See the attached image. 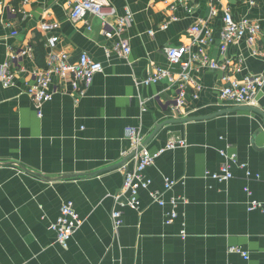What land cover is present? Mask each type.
<instances>
[{"label":"crops","instance_id":"0c3cea01","mask_svg":"<svg viewBox=\"0 0 264 264\" xmlns=\"http://www.w3.org/2000/svg\"><path fill=\"white\" fill-rule=\"evenodd\" d=\"M69 1L30 0L27 16L17 19L0 8V68L15 51L30 45L34 49L36 37L45 44L39 29L44 21L60 23L57 51H67L72 62L87 52L104 65L81 97L55 77L53 85L60 90L41 108L27 93L33 71L44 67L35 53L34 58L24 55L13 62L18 70L13 87L0 83V162H18L51 177L82 174L48 181L17 165H0V264H264V212L248 209L252 199L264 201V120L258 114L239 111L167 125L147 142L150 152L157 153L170 141H187L185 147L163 152L145 171L151 190L163 191L165 178L176 180L164 196L181 202L179 217L169 225L165 218L170 206L154 203L145 189L139 192V210L121 208L122 225L115 231L112 212L124 169L87 175L131 152L128 128L140 130L146 142L165 120L234 107L220 100V71H192L202 90L198 98L190 90V102L180 114L172 111L175 85L167 79L149 85L141 80L154 64L180 70L164 48L188 44L189 29L201 19L214 30L212 57L242 61L241 70L234 72L239 79L264 74V57L253 55L245 41L231 44L224 53L219 48L225 8L236 19L258 21L264 30V0H111L119 15L126 8L134 14L123 34L132 49L128 57L112 51L119 37L104 35L100 17L72 21ZM9 20L12 27L6 25ZM14 30L18 34L12 36ZM256 106L264 111V88ZM223 149L237 153L252 175L235 165L234 177L227 182L206 178L207 170L218 171L224 162ZM129 166L134 168L135 160ZM67 201L74 202L83 224L62 247L50 225ZM183 223L185 238L180 234ZM233 247L247 251L249 258L230 251Z\"/></svg>","mask_w":264,"mask_h":264},{"label":"built area","instance_id":"2783aa9c","mask_svg":"<svg viewBox=\"0 0 264 264\" xmlns=\"http://www.w3.org/2000/svg\"><path fill=\"white\" fill-rule=\"evenodd\" d=\"M15 2L16 0H0V8L6 9L11 18L26 17L28 13L25 6L30 0H19L18 5ZM69 3L72 21H79L90 16L100 17L103 21L104 35L107 38L119 37L112 51L124 57L129 56L132 49L129 41L123 37L125 30L134 20V14L129 8H126L124 15H119L111 0H70ZM214 13L215 9L212 8L211 15ZM171 19L175 20L176 18L173 16ZM6 25L12 27V22L10 20L6 21ZM59 27L60 23L56 21H44L39 26L40 32L45 35L46 65L36 67L33 71L34 82L30 84L27 90L37 108H41L44 103L51 101L55 93L60 90L53 85L55 77L60 78L62 82L69 83L72 89L81 97L92 84L96 74L104 70L103 63L94 60L87 52L81 53L79 58L72 62L67 51H57L60 36L55 32ZM167 27L168 23H165L163 28ZM17 34V30L11 33L12 36ZM189 35L190 42L188 44L169 45L164 48L169 61L172 64H178L180 70L174 72L154 64L148 76L142 79L141 83L149 85L167 79L172 85H175L177 93L172 104V111L180 114L182 109L188 106L190 102L188 99L190 90H192L191 96L193 98H198L202 90L201 83L192 71L198 67H206L222 73L221 80L223 83L219 90L221 101L233 106H256L259 95L264 88V74L254 73L239 79L234 75V72L241 70L242 61L232 57H224L221 60L212 57L209 48L215 42V37L214 30L209 26L208 20L201 19L197 24L191 26ZM241 41H245L251 47L253 55L264 57V30L261 24L249 17L236 19L230 8L227 7L223 13V29L219 48L224 53L231 44ZM24 55L34 58V49L31 45L15 51L1 66L0 83L4 88H11L15 85L18 70L13 67V62L21 59ZM127 136L131 143V151L143 146L145 137L140 130L128 128ZM178 146H187V141H170L164 149L157 153H151L146 146H143L133 159L135 160L134 168H130L129 165L123 167L124 183L122 189L115 196L117 207L112 212L115 231L122 225L121 208L129 207L139 210L141 208L139 192L145 189L149 191L154 203L162 208L167 205L170 206L165 218L166 224L169 225L177 220L180 199L172 197L167 201L164 197L166 192L172 190L176 180L165 178L163 191L151 190L152 181L146 177L145 171L155 163L163 152ZM220 153L224 157V162L218 171L207 170L205 172L206 178L227 182L234 177L233 166L235 165L246 169L248 176L252 175L247 165L239 162L237 153L231 152L229 149H223ZM246 192L249 195L251 194L248 187ZM248 209L249 211L260 210L264 212V201L252 199L249 202ZM82 224L83 220L76 210L74 202L67 201L62 204L60 214L50 225V228L56 232L59 244L62 247H67L74 233ZM180 234L183 238L187 236L185 223H183ZM230 251L240 253L245 259L249 258L248 252L242 248L233 247Z\"/></svg>","mask_w":264,"mask_h":264},{"label":"water","instance_id":"95a60500","mask_svg":"<svg viewBox=\"0 0 264 264\" xmlns=\"http://www.w3.org/2000/svg\"><path fill=\"white\" fill-rule=\"evenodd\" d=\"M239 111L254 112V113L258 114L264 120V111L263 110L259 109L257 106H248V105L234 106L231 108L220 110V111H218L214 114H210V115L189 116V117H182V118H178V119L171 118V119L165 120V121L157 124L155 126V129L153 130L152 134L148 138V140L143 143V146H146L147 142L150 141L152 138H154L157 135V133H159V131L167 125L183 124V123H187V122H191V121H198V120H207V119L219 116V115L233 113V112H239ZM143 146H140L138 149L131 151L120 162L113 164L111 166H108L106 168H102V169L97 170L95 172L87 173V175H89V174L90 175H98V174H101L103 172H106V171H109L112 169L127 167L129 165L130 161H132L134 159V157L136 156L138 151H140ZM8 164L17 165L21 169H23L24 171H27L31 174H34V175H36L42 179L48 180V181H57V180H62V179H68L71 177H78V176L82 175V174H65V175H61V176L51 177V176L44 175L40 172H37L35 170L28 169V168L24 167L23 165L19 164L18 162H0V165H8Z\"/></svg>","mask_w":264,"mask_h":264},{"label":"trees","instance_id":"16d2710c","mask_svg":"<svg viewBox=\"0 0 264 264\" xmlns=\"http://www.w3.org/2000/svg\"><path fill=\"white\" fill-rule=\"evenodd\" d=\"M19 0H16L15 4L18 5ZM34 46V53L36 55V60L41 64L42 66L46 65V49L44 41L40 36L36 37V44Z\"/></svg>","mask_w":264,"mask_h":264}]
</instances>
